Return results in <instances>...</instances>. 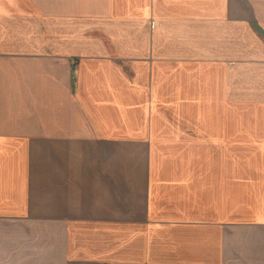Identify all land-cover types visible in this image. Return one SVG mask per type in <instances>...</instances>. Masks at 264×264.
Segmentation results:
<instances>
[{
	"label": "crops",
	"instance_id": "0c3cea01",
	"mask_svg": "<svg viewBox=\"0 0 264 264\" xmlns=\"http://www.w3.org/2000/svg\"><path fill=\"white\" fill-rule=\"evenodd\" d=\"M264 264V0H0V264Z\"/></svg>",
	"mask_w": 264,
	"mask_h": 264
},
{
	"label": "rangeland",
	"instance_id": "374dc122",
	"mask_svg": "<svg viewBox=\"0 0 264 264\" xmlns=\"http://www.w3.org/2000/svg\"><path fill=\"white\" fill-rule=\"evenodd\" d=\"M109 264H148V263H143V262H140V263H132V262H110ZM171 264H178V263H171Z\"/></svg>",
	"mask_w": 264,
	"mask_h": 264
}]
</instances>
